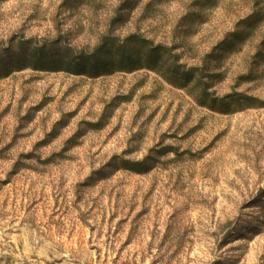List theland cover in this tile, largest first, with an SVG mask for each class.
Returning a JSON list of instances; mask_svg holds the SVG:
<instances>
[{
    "label": "rangeland",
    "instance_id": "rangeland-1",
    "mask_svg": "<svg viewBox=\"0 0 264 264\" xmlns=\"http://www.w3.org/2000/svg\"><path fill=\"white\" fill-rule=\"evenodd\" d=\"M0 264H264V0H0Z\"/></svg>",
    "mask_w": 264,
    "mask_h": 264
},
{
    "label": "trees",
    "instance_id": "trees-1",
    "mask_svg": "<svg viewBox=\"0 0 264 264\" xmlns=\"http://www.w3.org/2000/svg\"><path fill=\"white\" fill-rule=\"evenodd\" d=\"M151 46V45H150ZM144 48H146L144 46ZM144 56L143 62L151 69L155 70L158 62L160 60V47L153 48L150 47L148 52L143 53L142 49L138 51H134V53H128L124 46H119L118 49L115 51V54H108L110 57V64L109 65H101V67L109 72L113 67H117L119 69H124L130 71L132 66L138 64L142 59L141 56ZM114 60V61H112ZM184 77L186 78L187 75L185 73Z\"/></svg>",
    "mask_w": 264,
    "mask_h": 264
}]
</instances>
